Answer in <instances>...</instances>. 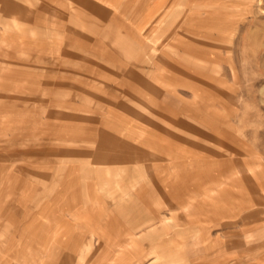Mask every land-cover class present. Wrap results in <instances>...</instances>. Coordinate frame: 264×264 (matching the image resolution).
<instances>
[{"label": "rangeland", "instance_id": "obj_1", "mask_svg": "<svg viewBox=\"0 0 264 264\" xmlns=\"http://www.w3.org/2000/svg\"><path fill=\"white\" fill-rule=\"evenodd\" d=\"M9 1L19 9L0 2V264H63L67 254L92 264L104 243L66 217L75 202L63 186L77 171L78 207L90 209L92 194L110 196L143 164L156 218L141 232L147 257L129 264H264V0H89L106 11L95 32L71 0ZM140 117L147 161L95 157L100 133L135 142ZM181 120L197 129L171 124ZM112 203L95 220L114 233ZM186 203L193 214L178 220ZM163 245L184 257L156 258Z\"/></svg>", "mask_w": 264, "mask_h": 264}, {"label": "crops", "instance_id": "obj_2", "mask_svg": "<svg viewBox=\"0 0 264 264\" xmlns=\"http://www.w3.org/2000/svg\"><path fill=\"white\" fill-rule=\"evenodd\" d=\"M0 2H2V7L4 12L6 11L11 12L19 9L18 4L14 1L0 0ZM71 2L73 3V10H74L73 18L84 25L87 26L90 25L91 29L93 28V32H95L104 24V20L106 18V11L104 9L95 5L93 2L89 0H71ZM192 6L194 8L195 4L190 5V10H192ZM167 11L168 10H166V12ZM18 26H19L18 23L15 20H13L11 25L9 24L5 25L4 29L11 30L12 28ZM137 65H138L137 66L138 69H142V67L145 66V65L142 66L141 64H137ZM132 75L139 83L147 84L146 79H144V77L141 76V74L139 73L137 74L136 72L132 71ZM140 107L143 108L142 106ZM143 113L144 111H142L141 115ZM142 118L146 119L144 117H140L141 120ZM142 121L143 122L141 123H143V127H139V129L141 130L138 132V137H134L135 142H132L133 138L130 141H128L127 139L123 140L117 138L114 134H111L110 132L100 133L98 136L99 137L98 147L96 150H94L95 157L98 160L106 158L110 161H123L126 163H133V162L141 163L142 161H147L148 159L147 158L148 131L146 128L147 120L145 121L142 120ZM171 124L173 126H179V127L182 126L183 128L187 127L188 128L187 130L195 131L197 129L196 126L192 125L191 123L185 120L176 121L175 123L172 122ZM161 131H163V129ZM155 145L157 147H160V149H164L163 139L159 138L157 140V143H155ZM172 153L173 151H171V155ZM143 166L144 164L142 166L140 165V169H138L139 167H136L137 170L128 169V168L125 169L127 176L123 181H121L120 186L115 185L114 187H110V191H108L110 196L108 195V197H103L101 199L100 197L98 198L92 194L91 196L92 207L90 209L88 207L86 208H83L81 206L78 207V200H79L78 195L80 194L79 185L81 181L77 171L75 173L72 172V174H76V175L74 176H71L72 174L69 175L71 177H69V180H67V183H65V185L63 186V192L60 193L63 196H65V199L63 200L72 203L75 202L73 208L66 209L67 210L66 217L76 220L77 223L74 224H77L78 226L79 225L87 226V228H89V230L94 235L97 236L98 240L104 243L102 246L103 248L101 250H98L93 255H91L93 258H96V261H93L92 264H129L136 257H144V256L147 257L148 255L146 251L147 244L145 243V248H142L140 244H142V240H146L145 238H147L149 235L146 232L145 233H141V232L145 231L149 224L151 225L152 220L154 219V217L156 218V216H154L153 214H149L147 210L146 193L148 190V181H147L148 172L146 165L144 167ZM94 171H96L95 168L94 169L87 168V170H85V173L92 175ZM159 176L161 177V181H166L168 178V176H165L166 177L165 178L164 175L161 174H159ZM134 184L135 185L138 184V188L136 189L135 195H131V194L129 195L125 191L127 190L126 187H129ZM153 185H151L152 193L161 194L163 192L161 190L162 187H158V185L155 184ZM94 186H95L94 184L93 185L91 184V186L88 187L95 190L96 187ZM96 191L98 192L99 188H97ZM30 193L31 192L29 188L23 197L24 201H28L30 199ZM92 193L96 194V192L94 191ZM122 194L128 195V197L123 196ZM107 200H109V202H113L112 204H110V207L112 208L110 209L111 211L109 212V214L112 218L109 224L111 225L113 222L112 225L115 226L114 233L111 230L106 229L105 227L106 224H104L103 222L100 223L99 221L95 220L100 216L99 206L101 204V201H107ZM165 203L168 204L169 201ZM94 205H97V207H94ZM171 205L172 207L175 206L172 203ZM177 207H179L178 204ZM182 207L184 208V211L179 212L177 214L178 220H180L184 216L189 217L193 214V212H191L190 210L192 208L191 203H186ZM104 215L107 214L104 213ZM80 218L85 220V222L82 221L81 223H79L78 220ZM66 224H69V222L67 221ZM137 229L139 230L137 231ZM139 232L140 234H138ZM159 232L160 230L157 229H152L150 231L151 234L153 233L157 234ZM204 240L207 239L204 238ZM138 244H139V248L137 247ZM178 246L182 248L180 244H178ZM180 248L177 250V253L173 255V253L168 252V247L163 245L161 246L160 254L157 253L156 258L159 259L161 257L170 258V259L175 258L174 259L175 261H179L184 257V253L181 252L182 249ZM137 249L139 250V252H137ZM65 257L68 259L69 257H73V255L67 254L65 255ZM67 259L63 262V264H68V262H66ZM167 264H173V262H169ZM192 264H196V263H192Z\"/></svg>", "mask_w": 264, "mask_h": 264}]
</instances>
